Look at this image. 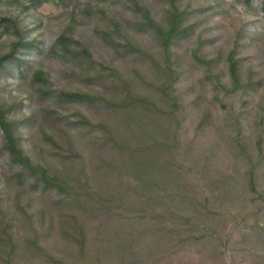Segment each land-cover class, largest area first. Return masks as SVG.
Masks as SVG:
<instances>
[{
    "label": "rangeland",
    "instance_id": "1",
    "mask_svg": "<svg viewBox=\"0 0 264 264\" xmlns=\"http://www.w3.org/2000/svg\"><path fill=\"white\" fill-rule=\"evenodd\" d=\"M3 57L0 264H264V0H0Z\"/></svg>",
    "mask_w": 264,
    "mask_h": 264
},
{
    "label": "trees",
    "instance_id": "2",
    "mask_svg": "<svg viewBox=\"0 0 264 264\" xmlns=\"http://www.w3.org/2000/svg\"><path fill=\"white\" fill-rule=\"evenodd\" d=\"M31 1L36 2V5H41V4L49 2L50 0H31ZM64 38H65V36H60L57 39L55 45L58 43H62L65 40ZM5 60H6V57L0 58V68H2L4 66ZM38 75H39V77L42 76L40 73ZM71 98H77V99H80L81 101L91 99V97L89 95H72ZM131 101H133L135 103L136 112H138V110H139L138 114H139L141 119L150 118L151 116H153V113H151L150 109L148 108V103L145 100H142L140 98H136V99L132 98ZM163 143L164 142L157 140L156 142L153 143L151 148L153 149V147H155V146H158V147L164 146ZM4 146H5V149H7V152L10 154L9 156L13 160L12 162L14 164H18L19 167L21 168V171L31 169L33 175L35 176L36 182L39 183L40 185L44 186L45 188L56 187L58 190L67 189L68 190L67 195L72 194V195H75L76 197L81 196L80 193L77 194L76 192H74V190H72V188L69 184L63 182L61 179H57L56 176H51L42 167L32 166V165H30V163L27 160L23 159V157L21 156V153L19 152V150L16 146L15 140L13 139V137L11 135H8L7 132H6V135L4 137ZM136 154H137V156H141V157L146 156V155L151 156V154H149V152L142 153L141 151H136ZM159 172L162 173L163 172L162 169ZM145 178H147V177L141 178L140 180H143ZM96 197L98 199L101 198V196H99V195H96ZM106 202L114 204L113 201L107 200ZM130 208L131 207H129L127 209H130ZM136 213H137L136 210L131 211V214H136ZM143 216H145V215L143 214ZM141 218H146V217H141Z\"/></svg>",
    "mask_w": 264,
    "mask_h": 264
}]
</instances>
